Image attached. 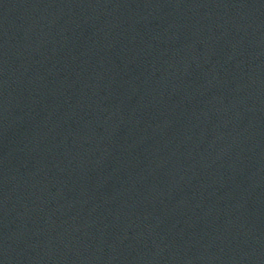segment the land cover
<instances>
[{
  "label": "water",
  "instance_id": "water-1",
  "mask_svg": "<svg viewBox=\"0 0 264 264\" xmlns=\"http://www.w3.org/2000/svg\"><path fill=\"white\" fill-rule=\"evenodd\" d=\"M0 264H264V0H0Z\"/></svg>",
  "mask_w": 264,
  "mask_h": 264
}]
</instances>
